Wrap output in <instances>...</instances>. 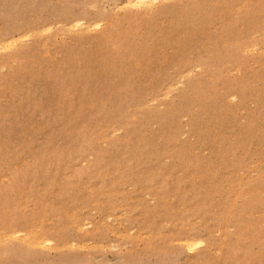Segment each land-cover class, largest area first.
Here are the masks:
<instances>
[{
	"label": "rangeland",
	"instance_id": "1",
	"mask_svg": "<svg viewBox=\"0 0 264 264\" xmlns=\"http://www.w3.org/2000/svg\"><path fill=\"white\" fill-rule=\"evenodd\" d=\"M130 1L0 0V264H264V0Z\"/></svg>",
	"mask_w": 264,
	"mask_h": 264
},
{
	"label": "bare ground",
	"instance_id": "2",
	"mask_svg": "<svg viewBox=\"0 0 264 264\" xmlns=\"http://www.w3.org/2000/svg\"><path fill=\"white\" fill-rule=\"evenodd\" d=\"M145 1L147 2V0H131L130 2H134L135 5H140L139 2H141V4H143L142 2H145ZM148 1H149V0H148ZM157 1H158V0H157ZM127 2L129 3V1H127ZM135 2H137V3H135ZM152 2H153V0H152ZM128 3H125V5H126V4L128 5ZM148 3L151 4V1H150V2H147L146 4L149 5ZM130 4H131V3H130ZM134 4H133V5H134ZM146 4H145V5H146ZM152 4H154V3H152ZM152 4H151V5H152ZM74 21H75V24H74V22H73V25H74L75 27H76V24L79 25V27H80V26H84V24H85L84 21H82V20H80V19H78V20H74ZM71 24H72V23H71ZM71 24H70V25H71ZM68 25H69V24H68ZM94 25H95V24H94ZM74 26H73V27H74ZM97 26H99V25H97ZM66 27H67V26H66ZM71 27H72V25H71ZM77 27H78V26H77ZM85 27H86V25H85ZM87 27H88V26H87ZM69 28H70V27H69ZM66 29H68V27H67ZM85 30H86V29H85ZM9 40H10V39H8V41H9ZM6 42H7V41H6ZM6 42H4V45H3V46H5ZM12 42H13V39H12ZM12 42L9 41L7 44H8V45H10V44L12 45ZM14 42H15V41H14ZM14 42H13V43H14ZM0 45H1V43H0ZM8 45H7V46H8ZM1 46H2V45H1ZM1 46H0V48H1ZM7 46H5V47H7ZM12 46H14V45H12ZM9 47H10V46H9ZM78 228H79V227H78ZM18 233H20V232H18ZM14 235H15V233H14ZM196 240H197V239H196ZM190 242H191V240H190ZM192 242H193V241H192ZM192 242H191V244L188 243V241H187L188 244L185 243L186 245H189V244H190V246H192V247H190V246L187 247V248L190 249V250H192L193 246L197 247V246H198V243L200 244L201 241H200V242H199V241H198V242H194V243H192ZM43 243H44V241H43ZM202 243H203V242H202ZM34 244H35V243H34ZM37 244H38V243H37Z\"/></svg>",
	"mask_w": 264,
	"mask_h": 264
}]
</instances>
